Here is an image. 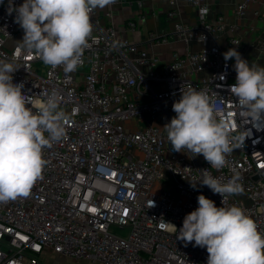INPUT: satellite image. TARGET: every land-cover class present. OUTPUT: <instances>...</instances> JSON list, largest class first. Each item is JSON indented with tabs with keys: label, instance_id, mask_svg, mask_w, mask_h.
<instances>
[{
	"label": "built area",
	"instance_id": "2783aa9c",
	"mask_svg": "<svg viewBox=\"0 0 264 264\" xmlns=\"http://www.w3.org/2000/svg\"><path fill=\"white\" fill-rule=\"evenodd\" d=\"M23 2L12 0L15 7ZM189 2L198 9V22H175V34L210 45L176 51L163 62L139 44L118 39L115 25L102 21L95 9L90 46L69 74L62 66L47 65L43 74L34 68L41 59L19 50L23 29L14 22L16 13H8L9 0L0 4V60L19 68L13 83H23L22 92L33 101L55 91L68 116L65 137L43 150L46 164L30 194L0 203V264H40L43 252L102 264H207L206 248L185 247L178 232L159 226L163 218L179 230L200 194L217 207L242 208L264 233V120H249L229 91L236 82L235 60L226 66L223 58L236 48L246 60V49L235 34L224 45L216 40L220 32L236 31V24L224 15L210 22L206 0ZM254 2L264 9V0H240L236 15ZM176 10L177 0H168L167 15L175 17ZM148 40L169 38L150 32ZM258 46L264 53L263 40ZM188 86L206 91L216 118L241 137L223 169L211 168L202 155L191 159L186 149L172 151L163 127L176 115L172 105L180 89ZM203 169L222 182L238 175L242 194L226 196L222 205L219 194L198 184ZM150 200L155 206L148 208Z\"/></svg>",
	"mask_w": 264,
	"mask_h": 264
},
{
	"label": "clouds",
	"instance_id": "9594fccd",
	"mask_svg": "<svg viewBox=\"0 0 264 264\" xmlns=\"http://www.w3.org/2000/svg\"><path fill=\"white\" fill-rule=\"evenodd\" d=\"M115 0H24L15 7L9 0L8 13L24 32L17 46L21 52L34 53L45 65L62 66L65 74L82 64V56L92 37L91 13ZM3 0H0V4ZM226 62L234 58L236 82L229 86L249 120H264V67L249 66L236 48L223 53ZM14 62L0 60V203L27 197L41 178L46 161L43 150L65 137L67 114L60 109V98L53 91L43 100L33 101L13 83ZM223 79V76H221ZM172 105L175 116L164 125L172 151L187 150L191 159L202 155L211 168L227 165L240 136H233L228 124L216 118V104L209 94L188 86ZM32 105L36 107L33 111ZM47 134V135H46ZM241 177L227 182L202 170L201 186L222 197L240 195ZM195 189L197 185L191 184ZM198 207L186 214L182 227L160 220V227L178 232L185 247L206 248L207 264H264V233L238 206L217 207L205 195L197 197ZM150 200L148 208L154 207ZM194 242V243H193Z\"/></svg>",
	"mask_w": 264,
	"mask_h": 264
},
{
	"label": "crops",
	"instance_id": "0c3cea01",
	"mask_svg": "<svg viewBox=\"0 0 264 264\" xmlns=\"http://www.w3.org/2000/svg\"><path fill=\"white\" fill-rule=\"evenodd\" d=\"M239 2L240 0H206V18L213 22L219 15H224L228 23L236 24V31L227 29L220 32L216 35V40L224 45L227 35H237L245 46L248 63L264 67V53L258 46L260 40L264 41V9L257 2L250 3L246 13L239 17L236 15ZM96 10L102 21L115 25L118 39L139 44L156 54L163 62L170 61L176 51L185 54L212 43L199 40L186 42L176 36L175 22L182 21L186 25L198 22V9L189 0H177V13L173 18L167 15L168 0H115L113 4ZM107 12H111L110 18L106 16ZM130 21H135L136 25L130 26ZM150 32L166 36L169 40L166 43H151L148 40Z\"/></svg>",
	"mask_w": 264,
	"mask_h": 264
},
{
	"label": "rangeland",
	"instance_id": "374dc122",
	"mask_svg": "<svg viewBox=\"0 0 264 264\" xmlns=\"http://www.w3.org/2000/svg\"><path fill=\"white\" fill-rule=\"evenodd\" d=\"M47 65H45L43 63V61H38L34 64V68L40 73L43 74L45 71V67ZM115 231L118 233H123V234H127L128 230H124V231H119L118 229H115ZM39 260H40V264H102L100 262L97 263H93L87 259H82V260H75L71 257L68 258H64L59 256L56 253H47V252H43L39 255ZM64 258V259H63Z\"/></svg>",
	"mask_w": 264,
	"mask_h": 264
},
{
	"label": "water",
	"instance_id": "95a60500",
	"mask_svg": "<svg viewBox=\"0 0 264 264\" xmlns=\"http://www.w3.org/2000/svg\"><path fill=\"white\" fill-rule=\"evenodd\" d=\"M24 33V32H23Z\"/></svg>",
	"mask_w": 264,
	"mask_h": 264
}]
</instances>
